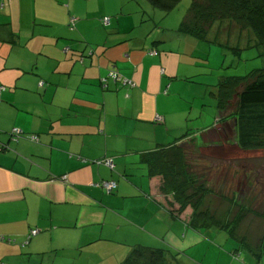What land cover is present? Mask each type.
Segmentation results:
<instances>
[{
	"label": "crops",
	"instance_id": "obj_1",
	"mask_svg": "<svg viewBox=\"0 0 264 264\" xmlns=\"http://www.w3.org/2000/svg\"><path fill=\"white\" fill-rule=\"evenodd\" d=\"M149 6L0 0V264H124L137 246L170 249L178 264H264V249L245 253L225 231L190 227L191 208L174 213L142 162L160 147L195 144L194 133L200 150L231 139L217 107L229 77L181 32L186 16ZM103 181L118 188L107 194Z\"/></svg>",
	"mask_w": 264,
	"mask_h": 264
},
{
	"label": "trees",
	"instance_id": "obj_2",
	"mask_svg": "<svg viewBox=\"0 0 264 264\" xmlns=\"http://www.w3.org/2000/svg\"><path fill=\"white\" fill-rule=\"evenodd\" d=\"M147 1L153 8L170 13L181 0ZM187 12L180 27L182 33L210 43L212 40L207 39L208 31L218 24L216 33L219 36L221 24L231 22L230 24H235L242 30L253 32L257 41L255 44L263 49L264 54V0H193ZM192 13L195 18L190 21ZM213 42L216 43V40ZM233 51L239 54V47ZM217 98L219 111L226 114L223 121H234L237 147L243 152L264 153V69L245 77L233 76L221 81ZM187 145L189 146L175 144L160 147L142 155V162L148 166L149 177H160L161 194L165 198L172 197L174 205L178 206L173 210L174 213L183 214L191 208L192 214L188 222L190 227L225 231L233 238L237 237L247 216L254 215L264 219V212L249 207L242 208L235 219L225 223L217 219L215 213L202 210L204 200L212 191L206 187L205 175L197 173L195 163L198 158L194 157V151L191 152L193 148L196 151L200 148L191 142ZM104 182L110 181H103L98 185L103 191ZM35 230L39 232L38 229L31 230L27 235L29 239L38 235H32ZM245 241H242L239 251L243 247L250 250ZM124 264L178 263L176 254L170 249L137 246Z\"/></svg>",
	"mask_w": 264,
	"mask_h": 264
},
{
	"label": "rangeland",
	"instance_id": "obj_3",
	"mask_svg": "<svg viewBox=\"0 0 264 264\" xmlns=\"http://www.w3.org/2000/svg\"><path fill=\"white\" fill-rule=\"evenodd\" d=\"M192 2L193 0H181L172 12V17H179L182 21L188 15ZM149 7L153 11L154 8ZM156 11L162 15L167 14ZM194 18L195 15L190 14V21ZM230 23L221 24L219 36L216 33L219 26L216 24L207 33V39L212 41H201L199 53L204 54L206 64L210 65L215 74H224V77H245L263 70V49L255 44L257 41L253 32ZM237 47L239 54L233 51ZM209 109L211 112L206 111L203 120L207 127L212 126L217 113L215 104ZM224 130L231 139L222 140L221 145L213 148L203 147L199 151L193 148L190 151H194V157L198 158L195 163L197 173L205 175L206 187L212 191L204 200L202 210L215 213L216 218L225 223L235 219L242 208L249 207L264 212V153L236 150V144L233 143L235 139H232L235 136L234 121L229 122ZM195 134L192 135L196 139L195 144L197 147L203 146ZM208 232L214 233L212 230ZM234 239L239 246L245 239L246 247L250 250L264 249V219L254 215L247 216ZM242 250L245 253L249 251L245 247Z\"/></svg>",
	"mask_w": 264,
	"mask_h": 264
},
{
	"label": "built area",
	"instance_id": "obj_4",
	"mask_svg": "<svg viewBox=\"0 0 264 264\" xmlns=\"http://www.w3.org/2000/svg\"><path fill=\"white\" fill-rule=\"evenodd\" d=\"M74 22H75V19L73 18L72 21H71V23L74 24ZM110 22H111V19H110V18H105V19H104V23H105L106 25H109ZM150 54H151L152 56H157V55H158V52H154V51H152V52H150ZM110 76L113 77L115 80H118V79L121 78V75H120L119 72H112V73H110ZM101 83H102L103 87H105V86H106V83H107V80H106V79H102ZM123 84H125V85L128 86L129 88H133V87L135 86L134 82H132V81H127V80L123 81ZM42 85H43V83H41V86H42ZM5 90H6V89H5L4 86H0V94H1L3 91H5ZM13 135L15 136V139L18 141V140L22 137V132L16 129V130L13 131ZM30 139H31L32 141H34V142H38V137H36V136H31ZM102 163H103L105 166H107L108 168H110V169H114V162H113L112 159H106V160H104ZM102 185H103L104 191H105L106 193H111V192H112L113 190H115L116 187H117V184H116L115 181L104 182ZM37 234H38V231H37V230H35V231L32 232V235H33V236H35V235H37ZM29 238H30V237H28V240H27L25 243H28V241L30 240Z\"/></svg>",
	"mask_w": 264,
	"mask_h": 264
}]
</instances>
